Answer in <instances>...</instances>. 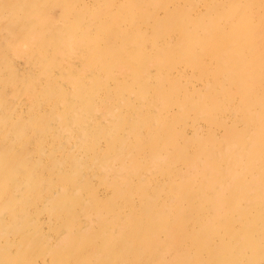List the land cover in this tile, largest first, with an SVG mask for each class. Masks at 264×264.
Wrapping results in <instances>:
<instances>
[{
  "label": "rangeland",
  "instance_id": "374dc122",
  "mask_svg": "<svg viewBox=\"0 0 264 264\" xmlns=\"http://www.w3.org/2000/svg\"><path fill=\"white\" fill-rule=\"evenodd\" d=\"M0 264H264V0H0Z\"/></svg>",
  "mask_w": 264,
  "mask_h": 264
}]
</instances>
